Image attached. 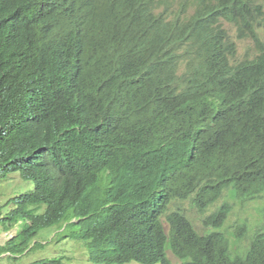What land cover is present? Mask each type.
Returning a JSON list of instances; mask_svg holds the SVG:
<instances>
[{"label": "trees", "instance_id": "1", "mask_svg": "<svg viewBox=\"0 0 264 264\" xmlns=\"http://www.w3.org/2000/svg\"><path fill=\"white\" fill-rule=\"evenodd\" d=\"M190 1L0 0V179L35 182L0 205V262L77 218L93 263L264 264V219L230 231L225 202L197 229L181 206L264 198V0Z\"/></svg>", "mask_w": 264, "mask_h": 264}, {"label": "rangeland", "instance_id": "2", "mask_svg": "<svg viewBox=\"0 0 264 264\" xmlns=\"http://www.w3.org/2000/svg\"><path fill=\"white\" fill-rule=\"evenodd\" d=\"M170 2L173 7L176 5V0H170ZM225 28L227 29V35L237 43V61L253 59L257 54V52L254 51L255 47L253 42L251 40H238L236 36V28L231 25H226ZM259 33L264 39V25L261 27ZM34 189L35 182L22 179L18 173H15L10 178L4 180L0 179V205L5 204L8 200L16 196L30 193ZM225 199L226 197H224L216 206L209 209L208 213L214 212L219 208L224 203ZM233 204V213L226 224L230 231L237 230L239 224L248 223L249 225H255L260 220L264 219V198L244 203L236 201ZM9 207L12 208L11 205ZM188 216L194 226L197 229H201L202 220L205 215L198 213L195 210H189ZM3 227L4 226L0 225V245H5L20 231V225H17L8 231L3 230ZM60 228L61 227H59V229ZM32 244L38 245L37 250L35 249L30 254H26L16 262L4 259L0 264H31L40 259L51 260L61 258L63 264H93L90 261V252L87 242L84 239L73 237L70 233L66 232L59 233L58 229H55V227L41 231L33 240ZM39 246L41 248H39ZM167 256L172 262L176 261L171 252H168ZM174 263H179V261ZM127 264L139 263L130 262Z\"/></svg>", "mask_w": 264, "mask_h": 264}, {"label": "clouds", "instance_id": "3", "mask_svg": "<svg viewBox=\"0 0 264 264\" xmlns=\"http://www.w3.org/2000/svg\"><path fill=\"white\" fill-rule=\"evenodd\" d=\"M187 0H176V5L174 6V8L176 9V7L178 8V7H180V6H182L183 4H184V2H186ZM262 4H263V7H264V2H262ZM197 8H198V6L195 4V3H193L192 2V0L189 2V4H188V7H187V9H188V15H191V14H193L196 10H197ZM220 20H221V24H222V26H223V29H225V31H226V33H227V29L225 28L226 27V25H231V26H233L234 28H236V36H237V39L238 40H240V41H244V40H251L252 42H253V45H254V41L252 40V39H245V36L244 35H242L240 32H239V30H238V27L237 26H241V27H243L244 29H245V27H244V24L243 23H237V22H235V21H228V18L227 17H221L220 18ZM259 25H264V23L263 22H261ZM261 26V27H262ZM261 27H259L258 29H257V31H258V33H257V35L260 37V38H262L261 36H260V33H259V31H260V29H261ZM244 36V37H243ZM225 39L226 40H229L230 42H232V43H235V46H236V50H237V43L235 42V41H233L228 35L225 37ZM254 47H255V45H254ZM254 51H256V49L254 48ZM257 52V51H256ZM257 54H258V52H257ZM257 54L255 55V57L257 56ZM254 57V58H255ZM253 58V59H254ZM253 59H250V60H253ZM249 60V59H248ZM244 61V60H243ZM231 62H232V64H237V63H239V62H242V61H237V52H236V55H235V57L231 60ZM31 193V192H30ZM227 195H225L224 197H226ZM223 197V198H224ZM222 198V199H223ZM221 199V200H222ZM220 200V201H221ZM241 202L240 200H238V199H233V200H229L228 199V197H226V199H225V201H224V203L225 202H229L231 205H232V207H233V209H232V212H231V214H230V216H229V218H228V220H227V222L229 221V219H230V217H231V215H232V213H233V210H234V202ZM182 202V204H181V206L182 207H184V208H187V209H189V210H195L196 211V209H190V206H192V199L191 198H189V199H187V198H185L183 201H181ZM209 209H211V208H209ZM208 209V210H209ZM218 209V208H217ZM189 210H187V216H188V211ZM213 212H211V213H208V211L207 212H205V213H202L203 215H205V217L206 216H209L210 214H212ZM204 217V218H205ZM188 218L190 219V217L188 216ZM203 218V219H204ZM191 220V219H190ZM203 221V220H202ZM79 222V219H77V218H71L69 221H62V224L60 225V226H58V227H55V229H58V231H59V233H61V232H66V233H70L71 234V236H73V237H77L76 235H78L79 236V234H80V228H79V226H77L76 224ZM227 222H226V224H227ZM59 227H61L60 229H59ZM242 227V224H239L238 225V229L237 230H240V229H243V228H241ZM74 229V230H73ZM61 230H63V231H61ZM75 233H77V234H75ZM66 237H68V236H66ZM81 239H83V238H81ZM85 240V239H84ZM86 242H87V246H88V248H89V252H90V246L88 245V241L87 240H85ZM168 252H171L170 250L169 251H167V253ZM172 253V252H171ZM172 255H173V253H172ZM173 257L175 258V256L173 255ZM167 258H168V256H167ZM61 260H62V258H61ZM170 260V259H169ZM175 260L176 261H174V262H178L179 260L178 259H176L175 258ZM91 261V260H90ZM171 261V260H170ZM92 262V261H91ZM172 262V261H171ZM173 262V263H174ZM93 263V262H92ZM182 262L181 261H179V263H175V264H181ZM63 264V263H62ZM93 264H99V263H93Z\"/></svg>", "mask_w": 264, "mask_h": 264}]
</instances>
